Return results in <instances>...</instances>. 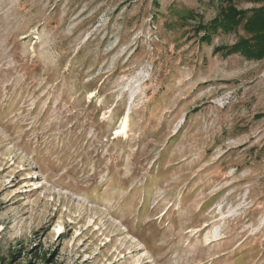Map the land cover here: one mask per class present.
Returning a JSON list of instances; mask_svg holds the SVG:
<instances>
[{"label": "rangeland", "instance_id": "1", "mask_svg": "<svg viewBox=\"0 0 264 264\" xmlns=\"http://www.w3.org/2000/svg\"><path fill=\"white\" fill-rule=\"evenodd\" d=\"M225 2L0 0V264H264V57L194 32Z\"/></svg>", "mask_w": 264, "mask_h": 264}, {"label": "trees", "instance_id": "2", "mask_svg": "<svg viewBox=\"0 0 264 264\" xmlns=\"http://www.w3.org/2000/svg\"><path fill=\"white\" fill-rule=\"evenodd\" d=\"M248 1L255 2V0ZM225 3L227 6L215 19L195 29V34L199 35V43L209 45L213 36L228 34L240 27L247 32L248 38L242 37L230 47H217L214 49V53H219L222 57L240 54L247 59L261 60L264 57V7L249 11H237L230 5L228 6L229 0ZM33 256L34 258L38 257L37 253H34ZM16 257L13 254L11 259L15 260ZM43 259L44 262H47V259Z\"/></svg>", "mask_w": 264, "mask_h": 264}, {"label": "bare ground", "instance_id": "3", "mask_svg": "<svg viewBox=\"0 0 264 264\" xmlns=\"http://www.w3.org/2000/svg\"><path fill=\"white\" fill-rule=\"evenodd\" d=\"M126 123H127V121H126V119H125V121L122 122L123 127H125Z\"/></svg>", "mask_w": 264, "mask_h": 264}]
</instances>
